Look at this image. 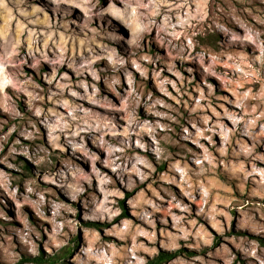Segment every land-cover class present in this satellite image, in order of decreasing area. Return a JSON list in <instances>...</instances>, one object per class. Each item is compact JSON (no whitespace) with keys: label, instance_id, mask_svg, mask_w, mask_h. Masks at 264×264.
Segmentation results:
<instances>
[{"label":"rangeland","instance_id":"rangeland-1","mask_svg":"<svg viewBox=\"0 0 264 264\" xmlns=\"http://www.w3.org/2000/svg\"><path fill=\"white\" fill-rule=\"evenodd\" d=\"M162 251L264 264V0H0V264Z\"/></svg>","mask_w":264,"mask_h":264},{"label":"trees","instance_id":"trees-1","mask_svg":"<svg viewBox=\"0 0 264 264\" xmlns=\"http://www.w3.org/2000/svg\"><path fill=\"white\" fill-rule=\"evenodd\" d=\"M123 205V204H122ZM78 242V237H74L68 241V245L62 247L61 250L53 253L48 258H44L41 256L31 257V260L34 262H48V263H57L66 258L67 254H69L72 250L76 248V243ZM172 252V253H171ZM175 253L173 251H162L158 255H155L153 258L148 261V264H160L165 260H168L174 257Z\"/></svg>","mask_w":264,"mask_h":264},{"label":"bare ground","instance_id":"bare-ground-1","mask_svg":"<svg viewBox=\"0 0 264 264\" xmlns=\"http://www.w3.org/2000/svg\"><path fill=\"white\" fill-rule=\"evenodd\" d=\"M80 260V259H79Z\"/></svg>","mask_w":264,"mask_h":264}]
</instances>
